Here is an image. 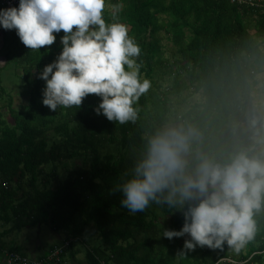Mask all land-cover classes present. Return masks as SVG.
Here are the masks:
<instances>
[{"label":"trees","instance_id":"16d2710c","mask_svg":"<svg viewBox=\"0 0 264 264\" xmlns=\"http://www.w3.org/2000/svg\"><path fill=\"white\" fill-rule=\"evenodd\" d=\"M103 19L127 25L141 49L133 58L141 64L140 76L152 83L134 105L135 123L98 115L96 95L86 96L79 108L58 106L53 112L44 106L46 83L38 77L62 51L63 31L54 33L51 46L31 50L15 29L0 26L6 64L27 87V103L17 108L12 95L3 98L0 76V221L11 225L0 232V250L26 255L1 238L45 223L61 239L38 258L70 239L69 249L81 244L86 264H264V210L254 217L255 239L239 254L226 243L223 250L187 251L188 234L163 236L182 228L181 211L150 202L132 214L121 205L123 194L113 191L132 174L129 162L143 154L147 138L176 121L198 133L193 156L225 161L246 151L264 159L254 129L243 124L248 116L264 127L254 103L256 76L264 72V0H105ZM161 33L172 41L170 58L163 57ZM194 94L201 99L191 103ZM182 105L187 107L180 110ZM181 250L186 256L177 254Z\"/></svg>","mask_w":264,"mask_h":264},{"label":"clouds","instance_id":"9594fccd","mask_svg":"<svg viewBox=\"0 0 264 264\" xmlns=\"http://www.w3.org/2000/svg\"><path fill=\"white\" fill-rule=\"evenodd\" d=\"M104 9L105 0H19L18 8L0 9V26L15 29L31 50L51 46L54 33L63 31L62 51L38 77L46 83L44 106L53 112L58 106L79 108L86 96L96 95L101 98L98 115L135 123L134 105L152 83L140 76L141 64L133 58L141 49L127 25L106 23ZM197 137L191 128L157 131L147 138L132 174L113 191L123 194L121 205L132 214L143 212L150 202L181 211L182 228L164 230L163 236L171 240L188 234L187 251L197 246L223 250L226 243L239 254L255 239L254 217L264 210V159L246 151L225 161L200 152L193 156ZM177 254L186 256L184 250Z\"/></svg>","mask_w":264,"mask_h":264},{"label":"rangeland","instance_id":"374dc122","mask_svg":"<svg viewBox=\"0 0 264 264\" xmlns=\"http://www.w3.org/2000/svg\"><path fill=\"white\" fill-rule=\"evenodd\" d=\"M1 36V34H0ZM162 36V44H163V57L170 58L173 51V44L170 38H168L164 33H161ZM1 39V38H0ZM4 55H2V60L0 61V67L2 71L0 72V76L2 79V85L6 89V95L3 97L4 99L9 98L10 95L13 96L14 103L13 105L17 108L25 107L27 103V87L21 81L18 74L13 70L12 64H6V60L4 59ZM258 81L255 90V100L254 103L259 107V114L264 122V72L260 73L256 76ZM166 83L163 84V87ZM201 99L199 94H194L189 101L195 102ZM171 100H174L173 98ZM187 106L182 105L180 110L185 109ZM3 111H5L3 109ZM5 118L8 121H11V118L7 112H4ZM243 124L246 126H251L256 135H257V147L264 150V127L261 128L257 122L250 121L248 116L244 117ZM167 127H181L180 122L169 123ZM66 167L71 168L73 166L71 161H66ZM133 165V166H130ZM128 167H134V162H129ZM65 174V171H61V176ZM160 217V216H159ZM161 221V220H158ZM162 222V221H161ZM11 227L10 224H4L0 221V232L5 229H9ZM61 238L59 233H54L49 225L42 223L34 226L24 227L19 230H10L7 232L2 238V242L6 246L9 245H20L21 251L24 252L29 257H38V252L41 249L42 251L49 247V245L55 241H58ZM96 238V234H93V239ZM1 242V241H0ZM78 244V243H77ZM82 255L85 256V251L82 248ZM230 260V259H229ZM4 262H0L3 264Z\"/></svg>","mask_w":264,"mask_h":264},{"label":"built area","instance_id":"2783aa9c","mask_svg":"<svg viewBox=\"0 0 264 264\" xmlns=\"http://www.w3.org/2000/svg\"><path fill=\"white\" fill-rule=\"evenodd\" d=\"M19 0H0V9H7L18 4ZM70 239L53 246L50 251L43 257H29L19 252L3 249L0 250L1 259L5 264H64V255L69 250ZM233 262V260H229ZM103 264V263H101Z\"/></svg>","mask_w":264,"mask_h":264},{"label":"crops","instance_id":"0c3cea01","mask_svg":"<svg viewBox=\"0 0 264 264\" xmlns=\"http://www.w3.org/2000/svg\"><path fill=\"white\" fill-rule=\"evenodd\" d=\"M59 239H61V238H59ZM56 242L57 241H55L53 243H56ZM16 246L21 247L20 245H17V243H16ZM48 249H49V247L43 251L40 249L37 256L42 255ZM81 251H82L81 244L79 242L75 241L73 243L72 247L66 252V254L64 256V264H86L85 256L82 255ZM2 262H3V260H2ZM3 264H5V263H3Z\"/></svg>","mask_w":264,"mask_h":264},{"label":"flooded vegetation","instance_id":"af4514ba","mask_svg":"<svg viewBox=\"0 0 264 264\" xmlns=\"http://www.w3.org/2000/svg\"><path fill=\"white\" fill-rule=\"evenodd\" d=\"M0 34H1V36H0L1 39L0 40H3L5 38V33L1 29H0ZM4 44H5V41H4L3 45L0 43V46H1V48H0V56H2V55L6 56V54L4 53ZM2 59L3 58H0V61ZM4 59L7 60V56L4 57Z\"/></svg>","mask_w":264,"mask_h":264},{"label":"water","instance_id":"95a60500","mask_svg":"<svg viewBox=\"0 0 264 264\" xmlns=\"http://www.w3.org/2000/svg\"><path fill=\"white\" fill-rule=\"evenodd\" d=\"M1 42V44L3 45V43H4V39L3 40H0ZM0 48H1V46H0ZM0 58H2V56H0Z\"/></svg>","mask_w":264,"mask_h":264}]
</instances>
